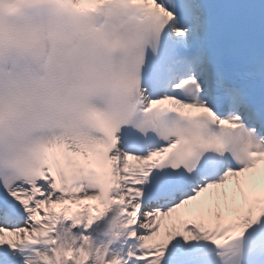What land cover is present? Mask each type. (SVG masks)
<instances>
[{
  "label": "snow or ice",
  "instance_id": "1",
  "mask_svg": "<svg viewBox=\"0 0 264 264\" xmlns=\"http://www.w3.org/2000/svg\"><path fill=\"white\" fill-rule=\"evenodd\" d=\"M0 264H264V0H0Z\"/></svg>",
  "mask_w": 264,
  "mask_h": 264
}]
</instances>
